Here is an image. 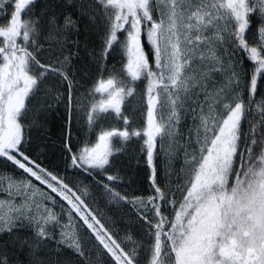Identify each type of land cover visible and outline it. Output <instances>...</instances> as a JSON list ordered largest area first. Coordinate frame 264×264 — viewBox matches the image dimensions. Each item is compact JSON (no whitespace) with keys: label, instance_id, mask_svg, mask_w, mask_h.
Segmentation results:
<instances>
[{"label":"snow or ice","instance_id":"snow-or-ice-1","mask_svg":"<svg viewBox=\"0 0 264 264\" xmlns=\"http://www.w3.org/2000/svg\"><path fill=\"white\" fill-rule=\"evenodd\" d=\"M0 264H264V0H0Z\"/></svg>","mask_w":264,"mask_h":264}]
</instances>
